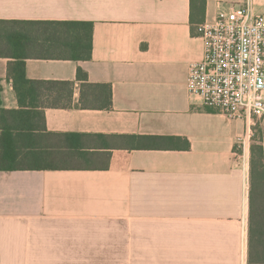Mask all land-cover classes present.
<instances>
[{
  "label": "crops",
  "instance_id": "0c3cea01",
  "mask_svg": "<svg viewBox=\"0 0 264 264\" xmlns=\"http://www.w3.org/2000/svg\"><path fill=\"white\" fill-rule=\"evenodd\" d=\"M237 1L192 22L191 0H0V20L93 23L89 58L45 37L23 59L25 106L0 56L1 106L44 116L0 170V264H248L251 121L187 89L198 23Z\"/></svg>",
  "mask_w": 264,
  "mask_h": 264
},
{
  "label": "trees",
  "instance_id": "16d2710c",
  "mask_svg": "<svg viewBox=\"0 0 264 264\" xmlns=\"http://www.w3.org/2000/svg\"><path fill=\"white\" fill-rule=\"evenodd\" d=\"M205 4L206 0H191L192 22L195 14L204 19ZM204 22L198 23V32ZM53 29L65 31L69 38L52 34ZM92 32V22L0 20V56L17 59L10 63L8 75L22 106L29 97L38 96L40 84L27 78L23 59L52 56L53 45H47L45 37L58 38L70 45L71 52L65 58L87 59L92 49ZM43 119L40 110L7 109L0 103V170L21 168L18 163L24 137L43 127L40 124ZM248 264H264V140L251 145Z\"/></svg>",
  "mask_w": 264,
  "mask_h": 264
},
{
  "label": "built area",
  "instance_id": "2783aa9c",
  "mask_svg": "<svg viewBox=\"0 0 264 264\" xmlns=\"http://www.w3.org/2000/svg\"><path fill=\"white\" fill-rule=\"evenodd\" d=\"M204 56L189 66L187 89L230 118H264V14L238 0L199 25Z\"/></svg>",
  "mask_w": 264,
  "mask_h": 264
},
{
  "label": "rangeland",
  "instance_id": "374dc122",
  "mask_svg": "<svg viewBox=\"0 0 264 264\" xmlns=\"http://www.w3.org/2000/svg\"><path fill=\"white\" fill-rule=\"evenodd\" d=\"M250 121L252 125L251 143L254 144L260 143L262 140H264V118L254 117Z\"/></svg>",
  "mask_w": 264,
  "mask_h": 264
}]
</instances>
